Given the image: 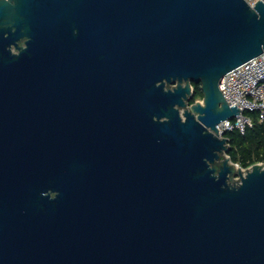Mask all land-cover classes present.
<instances>
[{
	"label": "water",
	"instance_id": "95a60500",
	"mask_svg": "<svg viewBox=\"0 0 264 264\" xmlns=\"http://www.w3.org/2000/svg\"><path fill=\"white\" fill-rule=\"evenodd\" d=\"M262 53L263 1L0 0V264H264L218 128Z\"/></svg>",
	"mask_w": 264,
	"mask_h": 264
},
{
	"label": "built area",
	"instance_id": "2783aa9c",
	"mask_svg": "<svg viewBox=\"0 0 264 264\" xmlns=\"http://www.w3.org/2000/svg\"><path fill=\"white\" fill-rule=\"evenodd\" d=\"M251 7L258 1L246 0ZM220 89L230 106L236 104L240 114L232 119L223 120L219 125L220 134L238 130L244 133L252 126L251 117L244 111L257 112L259 119L264 121V53L228 71L220 82Z\"/></svg>",
	"mask_w": 264,
	"mask_h": 264
},
{
	"label": "trees",
	"instance_id": "16d2710c",
	"mask_svg": "<svg viewBox=\"0 0 264 264\" xmlns=\"http://www.w3.org/2000/svg\"><path fill=\"white\" fill-rule=\"evenodd\" d=\"M192 87L191 104L204 97L201 83L192 82ZM244 114L251 117L252 126H248L244 133L234 130L224 135L229 139L228 155L231 161L248 168L255 163H264V121L259 119L255 111L246 110Z\"/></svg>",
	"mask_w": 264,
	"mask_h": 264
},
{
	"label": "rangeland",
	"instance_id": "374dc122",
	"mask_svg": "<svg viewBox=\"0 0 264 264\" xmlns=\"http://www.w3.org/2000/svg\"><path fill=\"white\" fill-rule=\"evenodd\" d=\"M172 86H173L172 84H168L167 88H171ZM200 100H202V99H200ZM224 158H229L228 153H224ZM223 159H220L216 163L217 167H219V165H221ZM229 162L232 164V170L233 171L230 174L227 183H228L229 186L234 187V186H237L240 183V181H241L240 172H239V169L241 168V166L239 164H237V163L232 162L231 159H230ZM247 170H248V168H243L242 172L245 173Z\"/></svg>",
	"mask_w": 264,
	"mask_h": 264
},
{
	"label": "bare ground",
	"instance_id": "6f19581e",
	"mask_svg": "<svg viewBox=\"0 0 264 264\" xmlns=\"http://www.w3.org/2000/svg\"><path fill=\"white\" fill-rule=\"evenodd\" d=\"M230 161V160H229ZM229 164L232 166V164L229 162Z\"/></svg>",
	"mask_w": 264,
	"mask_h": 264
}]
</instances>
